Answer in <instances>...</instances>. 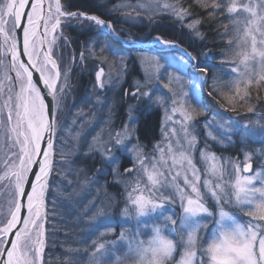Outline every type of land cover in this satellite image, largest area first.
<instances>
[{
	"label": "snow or ice",
	"instance_id": "snow-or-ice-1",
	"mask_svg": "<svg viewBox=\"0 0 264 264\" xmlns=\"http://www.w3.org/2000/svg\"><path fill=\"white\" fill-rule=\"evenodd\" d=\"M96 3L104 8L109 15L118 17L119 21L124 23L142 25L147 22L149 25H154L161 12H171L179 19H191L195 15L183 6L165 4L161 7L159 0H146L145 10L149 11L151 15L145 21L139 13L135 16L120 15L121 6L108 8L107 4L100 0H96ZM68 6L69 0H65L63 6L59 0H56L53 11V5L51 3L46 5L44 0H0V32L4 31L5 25L10 24L8 32L12 34L13 38L12 59L17 69L13 87L9 89V92H14L15 81L19 82V95H8V101H11L9 110L6 113L0 110V125L3 126L5 133L8 122L13 119V116L16 117V124L12 131L17 135L13 144L15 145L16 140H19V145H16L14 149L9 148V151H14V155L4 164L5 168H8L9 165L16 168V162H18V170L13 173L12 177L15 181L12 190L14 211L0 216V224L4 225L0 228V264H43L42 253L45 245V222L48 219V211L56 213L65 206L71 209L67 215H76L79 217V223H88L87 232L82 234L84 239L80 241V243H88L91 236L105 225L102 219L99 222H87L84 217L93 213L95 214L94 221L96 217L107 218L109 215L127 217L129 215L128 206L122 208L121 205L135 206L137 223L131 233L132 238L129 239L127 229L116 233L114 229L109 228V232L116 235L117 240L108 244L93 241L90 245L94 249L90 264H112L113 253L116 251L114 246L118 245V241L124 240L128 241V248L122 257H117L119 264H127L128 261H136L138 264H264V226L258 228L254 224H241L237 222L236 216L232 212L225 210L233 205H238L239 207L233 208V211L243 212L245 211V201H247L252 205L247 211L248 216H258L259 220L264 223V184L261 187H249L257 177H264V157L258 158V167L262 171L256 176H239L241 171L252 169L250 163L252 157L243 151H241V155L245 158L243 168L237 165L234 168L221 170L213 164L209 172L217 179L215 182L212 179L203 181L207 190L202 193L201 176L192 158L188 155L196 148L197 135L199 134L197 129L210 128L209 121L214 124L216 116L223 118L226 115L220 111V105L213 103L215 99L213 92L216 97L224 99L220 89L229 87L235 92V96H239L240 101H246L250 95L248 92L250 86L258 88L264 85V31H258L253 25L245 35L248 45L240 42L237 44L236 41L227 42L229 53L226 54L222 51L220 55L234 57L233 63L236 64L237 77L223 84L216 74L217 69L220 72L225 70L223 62L215 65L212 72H209L207 66L201 67V64L204 63L201 58L207 57V53L203 50L196 48L195 54H193L179 42L173 43L160 36L151 37L153 50L158 46L171 48L175 49L178 55L171 58L164 55H160L159 58L152 57L146 62L153 68V71L147 75L142 73V79L132 78V91L125 89V97L136 101L135 104L127 105L129 120L134 124L139 119L131 115L138 105L144 104L151 108L157 103L154 99L155 90L160 86L162 78L169 80L170 83L177 81V90L167 97V101H170L172 105L170 109L172 113L180 111L182 116L180 127L183 136L177 138V144L180 139H187V151H181L178 156H172L173 165L181 168V171H176L174 175L165 176L164 171L154 168L155 175L150 174L148 177L152 181L148 196L134 195L135 192L140 191L137 185L125 197L119 190L115 195L107 192L109 187H117L116 181H109L107 177L109 175L134 177V173L142 172L145 163H152L153 158L152 154H149L146 161L140 160L141 145H133L131 151L136 153V160L131 161V166L126 167L123 173L118 170L114 172V166L120 164L121 159L129 151L132 140L136 139L134 129L125 127L123 133H117L115 138H112L109 133V139L105 142L102 153L96 152L89 145V152L77 156L76 152L79 151L77 149L66 160L57 159L54 167V156L57 154L61 157L65 156L63 148L60 147L63 141L57 140L56 129L57 112L62 111L59 108L60 101L68 95L69 77L67 72L70 71L60 51L62 47L68 45V41L62 36L60 29L67 26H83L85 23L87 26H92L94 29L92 33L95 35L89 36L88 39L102 44L101 56L109 51L110 46L121 47L115 45V41H123L124 45L134 47L143 38L140 35L128 33L126 28H121L120 32H116L108 20L101 18L102 15L69 11ZM126 7L131 8L133 5H126ZM142 7L145 6L136 5L138 9ZM197 7L206 9L205 15L208 19H214L217 14L226 12L228 14L235 13L237 17L246 13L249 17L264 20V17L260 15L264 11V0H250L247 5H238L236 0H229L228 3H225L224 0H211L210 3L197 4ZM224 19H230V16L225 15ZM217 22L225 28L223 35H230L227 26L223 25L221 21ZM234 24L238 26L239 19H235ZM203 26L202 21L192 19V22L183 29L187 30L190 40L203 41L204 36L199 32V28ZM107 29H111L109 40L107 42L100 41L99 37L105 35ZM144 35L146 36L147 33ZM217 35L221 34L217 33ZM238 39L240 40L239 37ZM17 41L19 55H17ZM133 47H130L129 50H133ZM237 47H239V51L236 50ZM53 53L65 67L63 80H61L57 60L53 59ZM21 57L26 58L27 62L22 61ZM82 60L83 57H81ZM125 60L126 57L120 59L122 69L126 67ZM161 60L165 63H161ZM105 62L100 61V63ZM169 68H174L191 77L190 83L185 82L191 89L190 93L183 91L180 84L181 78L171 75L168 72ZM81 70H86L82 63ZM33 74H36L35 80H33ZM104 76V68L100 67L96 78L100 81ZM209 80L212 81L211 85L208 83ZM58 81H61L59 85ZM119 83L120 81L117 80L116 84ZM241 84L244 85L243 88L240 87ZM98 86L100 89H104L106 81L100 82ZM205 86L210 87L212 91L206 92ZM168 87L169 85H164L165 89ZM41 88L44 89L43 94ZM241 92L244 94L240 95ZM235 96L227 99L228 106L232 108L233 112L236 111V107L232 103ZM45 97H48L47 102ZM210 97L212 99H209ZM183 98L195 100L206 111L201 113L196 109H191V111H185L183 108L178 109L176 106L182 104ZM257 99L264 101V97L258 96ZM165 102L164 99L159 100V103ZM260 106L264 107V103H261ZM248 111L256 115L253 108L250 107ZM201 114L203 120L194 119V115ZM169 119L171 120V117ZM244 119V117H240L241 122ZM260 120L264 121V113L260 115ZM236 123L237 121L234 120L233 126ZM249 125L253 128L257 127L256 123L251 120ZM20 128L25 130L23 134L20 133ZM171 131L172 134H175L176 129L173 128ZM258 131L264 134V124L259 125ZM129 134H131V138H128ZM232 136L237 137L236 141L231 139ZM208 137L221 145L226 140L228 146L235 147L243 142L244 147H248L247 143L242 141L239 132L235 130L225 135L224 140H217L213 132L208 131L206 136L201 137V143L205 149L209 147ZM86 140L87 137L82 134L79 143L84 144ZM108 144L113 147L108 148ZM180 147L184 148L185 146L180 144ZM164 151V148H160L161 160H163ZM261 151L264 152V149ZM168 152H173L171 143L168 145ZM205 156L208 158L207 153ZM210 158L213 161L216 159L214 155H211ZM185 161L187 167H184ZM97 164L100 167H97ZM164 167L166 171L172 173L173 169L167 167L166 162ZM62 169H67V173L61 174ZM68 176L74 177V180L69 181ZM233 176L236 177L234 199L233 189L230 186ZM181 177L183 187L178 182ZM49 182H51L52 188H50ZM61 184L69 187L75 184L77 189L91 194L96 193V186L99 185L107 195L109 202L103 207H99L98 205L103 204V198L97 197L85 204L77 198L78 194L75 189L68 197L61 200L55 191ZM189 189L190 191H188ZM256 193H259L258 197L255 196ZM49 196L52 198L49 199ZM250 197L252 199H249ZM208 199L214 200L213 207L218 209V212L211 211L205 202H202ZM58 200L61 202L57 203ZM46 202L53 205L47 211ZM175 205H179V210L173 207ZM81 208L86 209L83 214L79 211ZM169 208H173V210L170 212ZM152 213L164 214L158 215L147 223L139 219ZM201 213L207 214L202 218L204 222L195 220V226L191 227L189 221ZM52 219H57V217L53 216ZM226 220L232 221L234 226H227ZM210 223L215 224L216 227L212 229L213 235L209 242L203 239L199 233L207 230ZM18 225L20 227H17ZM13 229L15 232L12 231ZM146 229H150V233L146 232ZM10 235L15 237V241L9 239ZM52 235L54 236V233ZM142 236L146 238L141 239ZM20 249L23 251L20 252ZM79 254L77 253V255ZM209 257L210 259H208ZM69 264H73V262L70 261Z\"/></svg>",
	"mask_w": 264,
	"mask_h": 264
},
{
	"label": "rangeland",
	"instance_id": "rangeland-1",
	"mask_svg": "<svg viewBox=\"0 0 264 264\" xmlns=\"http://www.w3.org/2000/svg\"><path fill=\"white\" fill-rule=\"evenodd\" d=\"M45 1L46 5L49 3L53 5L54 11L56 0ZM189 1L190 0H185V2ZM195 1L197 2V0ZM59 2L62 6L64 5L63 0H59ZM100 2L106 3L108 8H115L117 6H121L122 11L120 12V15L129 14L135 16L137 13H139V15L144 17L145 21L147 20L148 16L151 15L149 11L145 10L146 0H100ZM224 2L228 3L229 0H224ZM236 2L238 5H247L250 3V0H236ZM159 3L161 4V7H163V5L165 4L183 6L180 0H159ZM130 4L133 5V7H126V5ZM136 5H142L145 7L138 9L136 8ZM102 9L108 17V19L105 20H108L111 23L112 27L115 28L116 32H120L121 28H126L128 30V33L140 35L144 40L151 36L152 33H150V31L152 25H149L147 22L142 25L139 23L133 24L120 22L118 17L111 16L107 13L104 8ZM229 15L234 27V41H236L237 44H239L240 42L244 43L245 45H248V41L245 39V35L253 25H255L258 31H264V20L249 17L246 13L242 14L240 17H237V14L235 13ZM260 15L261 17H264V11H262ZM162 16H168L170 18L178 19L177 23L180 24L179 26H182L184 28L187 26V24L192 22L191 19H179L176 15H173L171 12H161L156 20L158 21ZM235 19H239L238 26L234 24ZM8 27H10V24L5 25L4 31L0 32V110L5 113L9 110L11 104V101H8V95H19L18 81H15V91L9 92V89L13 87L14 76L17 72V69L12 59L11 45L13 43V38L12 34L8 32ZM72 27L77 29L75 31L78 33V35L81 34L80 36L82 40L76 38V40H78L76 42L80 43L79 47L81 50H75V48L72 46L73 40H70V36L66 35L67 28L73 29ZM61 30V34L64 39L68 41V45L66 47H62L60 51L64 57V61L69 66L70 71L67 72V75L69 77L67 82L69 86L68 95L60 101L59 108L62 109V111L57 112L56 138L58 141H63L60 147L63 148L65 156L61 157L58 154L54 156V167L55 161L57 159L66 160L77 149L79 150L78 152H76L77 156H79L81 153L89 152V145H91L96 152L102 153L104 151L105 142L109 139V133L111 134L112 138H115L117 133H123L125 127L131 128L135 131L136 139L132 140V145L129 146V151L121 159L120 164L118 166H114V172L118 170L119 172L123 173L126 167L131 166V161L136 160V153L131 151L132 146L136 144L141 145V148L139 149V152L141 153L140 160L146 161L149 157V154H152V163H145L143 171L134 173V177L109 175L107 177V180H115L117 187H109L107 189V192L115 195L119 190L126 197L127 193L132 191V189L137 187L138 185L140 191L135 192L134 195L148 196V190L150 189L152 183V181L148 177L150 174L155 175L154 168L158 171H164L165 176L174 175L176 171H181V168L173 165L172 156H178L179 152L187 151V139H180L179 144H177V138L183 136L180 127L182 116L180 114V111L172 113L170 111L172 105L170 101H167V97L172 95L173 92L177 90L178 82L171 81L170 83L169 80H165L162 78L160 86L155 90L154 99L157 101V103L151 108L144 104L138 105L136 110L138 109V107H140L139 116L137 115L136 110L131 113L132 116L139 118L135 121L134 124L131 123L129 120L127 105L135 104L136 101L134 99H128L125 97V89H127L128 91H132L131 82L133 77L137 79H142V73L147 75L148 73L153 71V68L150 67L149 64L146 62L147 60L151 59L152 57L159 58L160 55H164L170 58L174 57L175 55H178L176 53V50L160 46L153 50L152 44H150L151 47L147 50L143 48H136L135 46L126 47V45L123 44V41H121L118 45H122V49L118 50L115 49L113 46H110L109 51L105 52L103 56H101L100 52L102 44L88 39L89 36L95 35V33H92L94 31L92 26H87V24L85 23L83 26L76 25L62 27ZM109 30L111 31V29ZM184 30L186 31V38H188L187 30ZM81 32H84L85 35H82ZM105 32V35L99 37L100 41L107 42L108 40L106 41V38H110L106 30ZM145 33H147L146 36L144 35ZM156 36H160L162 39H165L159 34H157ZM238 37L240 38V40L238 39ZM170 41H172L173 43L175 42L174 40ZM149 42L151 43V40ZM16 44L18 51V41L16 42ZM115 44L117 43L115 42ZM130 47H133V50H129ZM236 50L239 51V47H237ZM229 51L230 50L228 49L227 51H225V53L227 54L229 53ZM89 53H91V55H89ZM81 57H83V61H81ZM122 57H126V67L123 69L120 65V59ZM223 57L227 60L223 61ZM223 57V59H221L217 63L209 61L205 65L209 68V72H212L213 67L215 65L220 64L221 62L224 63L225 70L223 72H220L219 69H217L216 72L222 84L226 83L230 79L234 80L237 77V72L235 70L236 64L233 63L234 57L230 55H223ZM53 59H56L58 62V69L61 72V80H63V77L65 75V67L61 63V60L55 55V53H53ZM101 60L106 62L100 63ZM81 63L83 64V67H87V69H92V74L88 75L86 78H83L82 76V74L85 72L87 74V71L81 70ZM161 63L165 62L161 60ZM100 67L104 68L105 76L102 77L100 81H98L96 78V73L99 71ZM168 72L171 75L181 78L180 84L183 87L184 92H191V89L188 86V83H190L191 81L190 76H186L184 75V73L177 71L174 68H169ZM117 80L120 81L118 85L116 84ZM102 81H106V86L104 89H100L98 86L99 83ZM209 81L212 83L211 80ZM57 83L59 85L61 81H58ZM164 85H169V87L165 89ZM240 87L243 88L244 85L241 84ZM210 90L211 88L205 86L206 92ZM224 90H226V92L228 91V95L225 97L223 103L220 102L214 95L213 97H215V99L213 100V103L220 105V111L225 113L226 115H224L223 118L216 116V122L214 124L212 123V121H209L208 123L211 125L210 128H198L197 132L199 134L197 135L196 148L190 153H188V155H190V157L192 158V161L195 164L196 168L198 169L199 175L201 176L200 186L202 193L207 190V186L204 185L203 181L212 179L215 182L217 179L216 177L211 176L209 172V169L213 164H215L221 170H227L229 168H234L237 165L243 168V163L245 162V158L243 155L239 153L236 154L237 152L234 151L232 152L233 155L231 154V151L227 149L228 145L226 140L224 141V144L221 145L219 143L213 142L212 138L208 137L209 147L207 149L203 148L204 146L201 143V137L206 136L208 131H212L213 135L217 137V140H224L225 135L229 134L234 130L238 131L242 135L244 134V132H250L253 134V136H255L257 140L261 141L260 144L262 148L259 149V151L257 150V152L260 153L262 157H264V152L261 151L262 149H264V134H261L258 131L259 125L264 124V121L260 120V115L264 113V110H257V112H255L257 113L255 115L256 117H250L251 119L247 117L245 118V115H243L245 119L241 122V116L239 115V113H237L238 103L241 102L239 96H235V92L229 87H221V92H223ZM103 94L106 99H103ZM243 94V92L240 93V95ZM234 96L235 99H233L232 103L236 107L235 112L232 111V108L229 107L227 103V99L232 98ZM175 98L181 99L180 97ZM160 99H164L166 102L159 103ZM209 99H212V97H210ZM261 103H264V101H260V104ZM176 107L178 109L183 108V110L185 111H191V109H196L197 112L201 113L206 111V109H202L201 106L198 105L195 100H191L190 98H183L182 104H178ZM155 109H158L160 114H158L159 127L157 131V136L154 137V135L152 134L147 136L146 138L151 140H149L147 144L145 143L144 136H142L141 134L139 123L141 121H149V118L154 115L152 113ZM169 117H171V120L169 119ZM194 119L203 120V115H194ZM234 120L237 121V123L233 126ZM250 120L256 123V128H253L249 125ZM15 124L16 117L13 116V119L8 122L6 133L3 126L0 125V161H3V163H0V216L6 215L9 211H14V208H12V190L15 186V181L14 179H12V177L13 173L18 170V162H16V168H13L11 165H9L8 168H5L4 164L7 163L8 160L11 159L14 155V151H9V148L11 147L14 149L16 145H19V140H16L15 145L13 144V140L17 135L16 132L12 131V128L15 127ZM221 125H223V127H221ZM173 128L176 129L175 134H172L171 130ZM19 131L21 134H23L25 130L23 128H20ZM82 134L87 137L86 143L84 144L79 143V138ZM128 138H131V134H129ZM231 139H233V136L231 137ZM169 143L172 144L173 148V152L171 153L168 152ZM180 144H183L185 147L181 148ZM197 146H200V148H198ZM112 147L113 146L111 144H108V148ZM160 148H164L165 150L163 160L160 159ZM153 150L155 151L153 152ZM218 151L226 154L221 155ZM5 153H7V156H5ZM205 153L208 154V158H206ZM247 154L250 155L249 153ZM211 155H214L216 157L215 161L210 158ZM165 162L167 167L173 169L171 174L166 171L164 167ZM251 162L253 172L249 174L241 171L239 173V176H256L257 173H260L262 171L260 167H257L255 169V165L252 159ZM96 166L100 167L99 164H97ZM184 167H187L186 161L184 162ZM67 171V169H62L61 174L67 173ZM89 175H91V173H89ZM235 179L236 177L233 176L230 180V186L233 189V199L235 192ZM68 180L72 181L74 180V177L68 176ZM125 181H127V183H125ZM178 182L180 183L181 187H183L182 177L179 178ZM262 184H264V177H257V179H255L252 185L249 187H261ZM49 186L50 188H52L51 182H49ZM96 188V193L91 194L77 189L75 184H73L71 187L66 186L65 184H61L58 189H55V191H57L58 195L61 197L62 200L63 198L68 197L75 189L78 194L77 198L81 199V202L85 204L90 200L96 199L97 197H102L103 204H100L98 206L103 207L104 204H107L109 202L108 197L99 185H97ZM188 191H190V189ZM255 196L258 197L259 193H256ZM117 198L119 199L120 197ZM249 199H252V197H250ZM60 202V200L57 201V203ZM202 202H205L206 206L209 207L211 211L218 212V209H215L213 207V199H208ZM46 204V211L50 210L53 207L51 203L46 202ZM124 206H128L130 213H132L129 214L127 217H124L123 215L119 217L109 215L107 218L96 217L95 221L94 213L92 215L84 217L85 221L87 222H99L102 219L103 224L105 225L104 227H101L97 233L91 236V238L88 240V243H80V241L84 239V235L82 234H85L87 232L88 223H79L78 216L67 215V213L70 212L71 209L65 206L62 209H59L56 213L48 211V219L45 222V245L42 253V262H46L49 260V264H54L52 261V256L55 257L56 254L54 246L58 245V243H56L54 240H63V237H65L67 233H71L69 237H71V239L73 240L72 244H74L75 247L69 246V248H67L66 255L64 257L59 256V258L62 259L61 262L64 264H67L70 261H74L73 264H76V262H78V264L79 262H81L82 264H90L91 260L93 259L92 254L94 252V249L91 248L90 245L93 241L104 242L108 244L112 241L117 240V236L109 232V228L114 229L116 233L127 229L129 233V239H131V233L134 231V227L137 223L135 206L121 205L122 208ZM173 207L176 210H179V205H175ZM238 207V205H233V207L226 208L225 210L232 212V214L236 216L237 222L241 224H254L257 225L258 228L259 226H264V223L259 220L258 216H248L247 211L250 207H252V205H250L247 201H245L244 204L245 211H233V208ZM85 210L86 209L84 208L79 209L81 214H83ZM172 210L173 208H169L170 212ZM61 213H64V215H61ZM162 214L164 213H152L147 217H141L139 219L147 223L151 222L153 218ZM53 216H56L57 219H52ZM206 216V213H201L198 217H195L189 221L190 226H195V220H201V222L203 223L204 221L202 218ZM60 223L63 225L65 232L67 231V224L70 226V229H73V232L70 231L65 234L61 231L59 233L58 226ZM225 223L229 227L234 226L232 221L230 220H226ZM53 225L55 227H52ZM3 226V224H0V228H2ZM215 227V224L210 223L209 228L200 232L199 235L203 237V239L210 242L213 235L212 229ZM145 231L150 233V229H146ZM57 232L59 233V235H57ZM53 233L54 236L52 235ZM101 233H103V235H101ZM165 234L167 235V233ZM144 238L146 237H141V239ZM45 247L48 251L46 254ZM114 247L116 248V251H114L113 253L112 264H119V260L117 259V257H122L123 254L127 252L128 241H118V245ZM22 251L23 249H20V252ZM77 253L80 254L77 255ZM177 259H179V257H177ZM208 259H210V257Z\"/></svg>",
	"mask_w": 264,
	"mask_h": 264
},
{
	"label": "trees",
	"instance_id": "trees-1",
	"mask_svg": "<svg viewBox=\"0 0 264 264\" xmlns=\"http://www.w3.org/2000/svg\"><path fill=\"white\" fill-rule=\"evenodd\" d=\"M63 2L65 4V0H63ZM180 2L183 4L184 8L189 10L190 13L195 14L194 16L191 17V20L195 19V20H200L203 22L204 26L199 28L200 30L199 32L203 34L204 40L203 41H200V40L193 41V40L186 38V31L183 29L184 27L179 26L180 24L177 23L178 19L170 18L168 16H162L158 21L156 20V22H154L155 24L151 26V31H150V33L152 34L146 39H149L152 36H156L157 34H159L167 40H174V41L181 43L183 46H185V48L189 52H192L193 54H195L194 50L196 48L203 50L204 52L207 53V57L201 58L204 61V63L201 64V67L205 66L206 63H208L209 61L217 63L218 61L223 59L224 57L223 55H220V53L222 51L225 53V51L228 50L226 46L228 41H231V40L234 41V33H233L234 27H233L231 18L224 19V16L229 15V14L226 12L220 13V14H217V16L214 19H208L207 16L205 15L206 9L204 7H197V4L210 3L211 0H197V2L195 0H190L189 2H185V0H180ZM68 10H81V11H84L90 14L95 13L98 15H102V17L105 19H108L104 10L100 6L97 5L96 0H69ZM217 21H221L223 25L227 26L230 32V35L228 36L223 35V33L225 32V28L221 27L220 23H218ZM75 33L77 32L73 29L66 31V34L70 36V40H73L72 46L75 48V50L76 49L79 50L80 43L76 42L78 41L76 40V38H79L81 40L82 38L80 35H78V33L77 34ZM217 33H220L221 35L218 36ZM226 60H227L226 58L223 59V61H226ZM83 68L86 69L87 71V74L86 72L82 74L83 78H86L88 75L92 74L91 73L92 69H89V68L87 69V67H83ZM208 83L209 85H211L210 81ZM210 91H212V89ZM248 92L250 93L249 98L246 101H241L238 103L237 112L239 111L247 112L248 115L246 114L244 117L251 119L250 117H256V116L248 111L250 107L253 108L254 110H260V109L264 110V107L260 106L261 100L257 99L258 96L259 97L264 96L263 94L264 85L258 88L250 86L248 89ZM222 94L224 97H226L228 95V91L226 92V90H224ZM213 95L216 96L214 92H213ZM102 97L103 99H106L104 94L102 95ZM217 99L223 103L225 98L221 99L220 97H217ZM139 109L140 107H138V109L136 110V113L138 116H139ZM152 114L154 115H152L149 118V121H141L139 123L141 134L142 136H144L145 143L147 144L150 139L146 137L149 136L150 134L154 135V137L157 136V131L159 127L158 109L157 110L155 109ZM85 119H86V116H85ZM240 136H241L242 141L247 143L248 147H244V143L241 142L239 143L238 146H235V147L230 146L229 149L235 152H238V150L240 149V151L249 153L253 159H256V161H258V156L256 155L255 151L258 150L257 147L259 143L257 142V139L255 138V136H253V134L250 132H244V134L243 135L240 134ZM236 139L237 137L234 136L235 141ZM253 149H255V151H253ZM51 198L52 197L49 196V199ZM53 223H57V222H53ZM66 228H67V231L65 232L63 225L60 223L58 226L59 233L61 231L64 232L65 234L70 231L73 232V229L72 228L70 229V226L68 224ZM59 233L57 232V235H59ZM70 234L71 233H67L66 236L63 237L64 238L63 240H54L56 243H58V245L54 246L55 251H56L55 257L52 256V261L54 264H58V263L64 264L61 262L62 259L59 258V256L64 257L67 253V248H69V246L75 247L74 244H72L73 240L71 239V237H69ZM46 247H45V254L48 252ZM43 264H49V260L46 262H43ZM67 264H69V262ZM79 264H82V263L79 262Z\"/></svg>",
	"mask_w": 264,
	"mask_h": 264
},
{
	"label": "water",
	"instance_id": "water-1",
	"mask_svg": "<svg viewBox=\"0 0 264 264\" xmlns=\"http://www.w3.org/2000/svg\"><path fill=\"white\" fill-rule=\"evenodd\" d=\"M45 3V2H44ZM46 4V3H45ZM19 46V45H18ZM18 49H19V47H18ZM23 58V61L24 62H27L26 61V58H24V57H22ZM57 66H58V62H57ZM59 70V69H58ZM36 79V74H33V80H35ZM39 86V85H38ZM43 92H44V89L43 88H41V93L43 94ZM47 100H48V97H45V101L47 102ZM43 147V146H42ZM22 215H24L23 213H22ZM17 227H20L19 225L17 226ZM13 232H15V229H13L12 230ZM9 239H11V240H13V241H15V237L14 236H12V235H10L9 236ZM9 250H11L10 248H9Z\"/></svg>",
	"mask_w": 264,
	"mask_h": 264
},
{
	"label": "clouds",
	"instance_id": "clouds-1",
	"mask_svg": "<svg viewBox=\"0 0 264 264\" xmlns=\"http://www.w3.org/2000/svg\"><path fill=\"white\" fill-rule=\"evenodd\" d=\"M128 214H132V213H130L129 209H128ZM135 214H136V210H135ZM127 264H138V262H136V261H128Z\"/></svg>",
	"mask_w": 264,
	"mask_h": 264
},
{
	"label": "bare ground",
	"instance_id": "bare-ground-1",
	"mask_svg": "<svg viewBox=\"0 0 264 264\" xmlns=\"http://www.w3.org/2000/svg\"><path fill=\"white\" fill-rule=\"evenodd\" d=\"M44 2H45V0H44ZM31 39V38H30ZM17 55H19V49H18V51H17ZM21 60L23 61V58L21 57Z\"/></svg>",
	"mask_w": 264,
	"mask_h": 264
},
{
	"label": "flooded vegetation",
	"instance_id": "flooded-vegetation-1",
	"mask_svg": "<svg viewBox=\"0 0 264 264\" xmlns=\"http://www.w3.org/2000/svg\"><path fill=\"white\" fill-rule=\"evenodd\" d=\"M64 30V29H63ZM62 30L60 29V32H61Z\"/></svg>",
	"mask_w": 264,
	"mask_h": 264
}]
</instances>
